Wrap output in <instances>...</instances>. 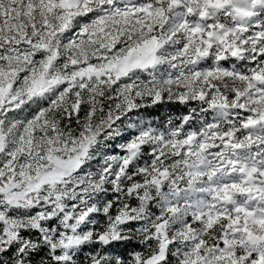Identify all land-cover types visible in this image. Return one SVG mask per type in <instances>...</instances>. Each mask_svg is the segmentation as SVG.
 Instances as JSON below:
<instances>
[{
    "label": "snow or ice",
    "instance_id": "6c2138e0",
    "mask_svg": "<svg viewBox=\"0 0 264 264\" xmlns=\"http://www.w3.org/2000/svg\"><path fill=\"white\" fill-rule=\"evenodd\" d=\"M0 264H264V0H0Z\"/></svg>",
    "mask_w": 264,
    "mask_h": 264
}]
</instances>
